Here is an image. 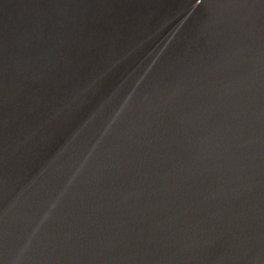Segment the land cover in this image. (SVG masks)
<instances>
[{"label": "water", "instance_id": "water-1", "mask_svg": "<svg viewBox=\"0 0 264 264\" xmlns=\"http://www.w3.org/2000/svg\"><path fill=\"white\" fill-rule=\"evenodd\" d=\"M0 264H264V0H0Z\"/></svg>", "mask_w": 264, "mask_h": 264}]
</instances>
